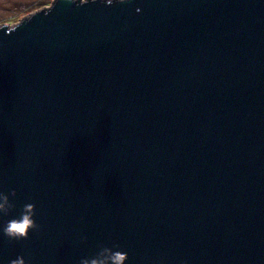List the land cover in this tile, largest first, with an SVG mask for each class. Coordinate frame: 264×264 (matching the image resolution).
<instances>
[{
    "label": "water",
    "instance_id": "obj_1",
    "mask_svg": "<svg viewBox=\"0 0 264 264\" xmlns=\"http://www.w3.org/2000/svg\"><path fill=\"white\" fill-rule=\"evenodd\" d=\"M0 264H264V0H52L0 24ZM40 226L2 229L24 205ZM86 238V239H85Z\"/></svg>",
    "mask_w": 264,
    "mask_h": 264
},
{
    "label": "clouds",
    "instance_id": "obj_2",
    "mask_svg": "<svg viewBox=\"0 0 264 264\" xmlns=\"http://www.w3.org/2000/svg\"><path fill=\"white\" fill-rule=\"evenodd\" d=\"M71 3H76V0H70ZM101 3L112 5L115 3H124L125 0H100ZM9 195L15 196V190L8 195L0 193V214L8 215L10 210L14 207L9 202ZM35 205L28 203L24 205L23 210L18 218H12L7 221L2 231L4 235L11 240L27 239L30 231H38L40 226L33 219ZM86 239V238H85ZM113 248L119 249V245H113ZM113 248L100 246L99 251L92 258H82L79 264H125L128 256L127 253L120 250H113ZM10 264H26L23 257L18 256L11 260Z\"/></svg>",
    "mask_w": 264,
    "mask_h": 264
},
{
    "label": "rangeland",
    "instance_id": "obj_3",
    "mask_svg": "<svg viewBox=\"0 0 264 264\" xmlns=\"http://www.w3.org/2000/svg\"><path fill=\"white\" fill-rule=\"evenodd\" d=\"M52 0H0V24L11 26L29 13L44 6H49Z\"/></svg>",
    "mask_w": 264,
    "mask_h": 264
}]
</instances>
